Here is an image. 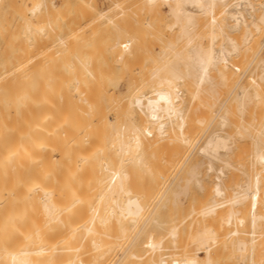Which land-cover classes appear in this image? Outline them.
<instances>
[{
	"label": "bare ground",
	"instance_id": "6f19581e",
	"mask_svg": "<svg viewBox=\"0 0 264 264\" xmlns=\"http://www.w3.org/2000/svg\"><path fill=\"white\" fill-rule=\"evenodd\" d=\"M104 1L0 0V264H264V0Z\"/></svg>",
	"mask_w": 264,
	"mask_h": 264
},
{
	"label": "rangeland",
	"instance_id": "374dc122",
	"mask_svg": "<svg viewBox=\"0 0 264 264\" xmlns=\"http://www.w3.org/2000/svg\"><path fill=\"white\" fill-rule=\"evenodd\" d=\"M100 1H101V0H100ZM100 3L103 4V6H102V4L100 5V9H101L102 11H106V9H107V7H108V6H107L108 3L105 2V1L103 2V0H102V2H100ZM101 6H102V8H104V9H102ZM105 8H106V9H105ZM106 27H107V26H106ZM107 28H108V27H107ZM108 30H110L109 32H111V34L109 35V34H108L109 32L107 31V32H108L107 35H109V36L112 37V35L114 34V32H112V30H113L112 26H110V28H109ZM86 31H88V30H86ZM86 31H85V33H87ZM113 31H114V30H113ZM88 32H89V31H88ZM104 34L106 35V32H105ZM86 35H87V34H86ZM88 35H89V34H88ZM101 35H102V34H101ZM96 37H97V36H96ZM98 37L101 38L100 35H99ZM98 37H97V38H98ZM103 37H104V36H103ZM107 37H108V36H107ZM107 37H106L105 39H108ZM109 38H110V37H109ZM0 39H1V38H0ZM0 41H1V40H0ZM109 59H111V61L113 60L112 58H109ZM151 63H152V62H151ZM148 64H149V63H148ZM151 66H153V65H150V67H149V65H148L147 67L152 68ZM216 74H217V73H214V75H216ZM122 78H123V77H121V79H119V80L116 81V82H118V83H115V82H114L113 87H115V89H117V90H118V89H123V87L125 86L126 77H124L123 79H122ZM124 79H125V81H124ZM119 83H120V86H119ZM116 84H117V85H116ZM123 85H124V86H123ZM219 89H221V87L218 88V91H219V92H218V96H220V90H219ZM222 89H223V86H222ZM224 90H225V89H224ZM221 91H222V90H221ZM223 92H224V91H222V93H223ZM221 95H222V94H221ZM220 97H221V96H220ZM223 99H224V94L222 95L221 98H219V102H218L219 104H218V107L220 106L221 101H222ZM218 107H217V108H218ZM217 108H216V109H217ZM216 109H215V110H216ZM215 110H214V111H215ZM222 113H223V112H222ZM222 113H221V114H222ZM213 115H214V112L212 113V116H213ZM218 120H219V119H217L216 122L214 123V127H213L212 130H216V127L220 129L219 125L217 124ZM216 124H217V125H216ZM215 125H216V126H215ZM214 128H215V129H214ZM219 129H217V130H219ZM198 131L200 132V129H198ZM200 133H201V132H200ZM201 144H202V143H201ZM220 164H221V165H220ZM215 165H216V167H220V166H222V163L218 162V163H216ZM192 186H195V185H194V184H191V185L189 186V190H188V191H189L190 194H186V196H185V197H188V198L185 199V198L183 197V196L185 195V194H184V195H182V196L180 197L181 199H179L180 202L183 203V205H181L182 208H180L181 212L184 211L185 209H186L185 211H186L187 213H188L189 211L193 210L194 204H196V200L198 201L197 203H200V204H199V205L196 204L195 206H197V205H198V206H200V205L202 206V204L205 202V201L203 202V200H202L203 198L201 197V196H204V194L201 193V192H203V191L200 192V191H199L200 189H199L197 186H195L194 188H193ZM192 188H193V189H192ZM196 189H198V190H197V192H198V197L201 195V196H200V197H201L200 199H198V198L196 197V196H197V195H196L197 193L195 192ZM190 191H191V192H190ZM187 193H188V192H187ZM191 193H192V194H191ZM195 193H196V194H195ZM200 193H201V194H200ZM193 197H195L196 200H195V198H193ZM190 198H192V200H191ZM204 199H205V197H204ZM190 200H191V202H189ZM199 200H200V201H199ZM201 201H202L203 203H202ZM186 203H187V206H189V205L191 204V209H190V206H189V208H188V207L185 205ZM189 203H190V204H189ZM180 204H181V203H180ZM181 206H180V207H181ZM198 206H197V207H198ZM184 207H186V208L183 210ZM173 208H174V207H173ZM187 208H188V209H187ZM195 208H196V207H195ZM195 208H194V209H195ZM199 208H201V207H199ZM187 210H188V211H187ZM185 211H184V213H185ZM182 213H183V212H182ZM145 237H146V236H143V235H142V236L139 238V243H138V244L142 243V242L145 240ZM263 251H264V250H263ZM263 251H261V252L264 253ZM201 256H203V254H201Z\"/></svg>",
	"mask_w": 264,
	"mask_h": 264
}]
</instances>
